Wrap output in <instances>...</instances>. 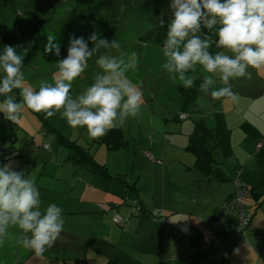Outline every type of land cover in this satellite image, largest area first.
Returning a JSON list of instances; mask_svg holds the SVG:
<instances>
[{
  "label": "rangeland",
  "instance_id": "rangeland-1",
  "mask_svg": "<svg viewBox=\"0 0 264 264\" xmlns=\"http://www.w3.org/2000/svg\"><path fill=\"white\" fill-rule=\"evenodd\" d=\"M81 1L0 0V54L4 52L5 46H13L16 53L24 61L21 70L24 75L25 86H31L38 91L41 82L54 84V75L58 72L57 62L67 57V49L72 36L84 37L89 50L92 49L93 43L88 38L94 32L99 35L100 39H106L109 43L112 40H117L121 45L119 50L101 49L95 53L88 60V67L85 71L73 81L70 95L76 98L87 87L91 86L94 82V76L101 72L95 63L100 55L116 57L124 55L126 57L132 52H136L139 66L134 71L130 70L127 75L142 92V104L138 115L134 118H128L122 125L125 132L129 130L134 138L128 142L129 146L127 148L123 147L117 150L116 158L106 150L105 145L100 148L99 146L93 148L92 151L100 160L99 162L107 164L108 171L113 178L116 174L121 179H133L136 177L138 169L136 167L137 162L134 165V153L136 152H134L132 146L146 144L147 146L144 149L151 153L154 160L165 162L161 164L153 163V167L148 169V179L156 177L161 188L169 192L171 188L185 185L190 177H194L199 182L191 185L189 191L181 190V193L184 196L191 197L193 202L203 200L208 205L212 196L205 193L207 187L204 184L203 177L198 176L194 171L182 176L181 167L179 169L175 168L174 166L177 164L174 161L168 160L166 162L164 157L158 155L162 154L167 158H171L173 152L177 150L175 146L184 144L185 141L188 142V134L192 132L196 124L199 122L200 126H203L204 123V128L211 130L218 140V147L213 154L215 161L212 162L211 175L214 176V173H218L222 176L223 173L225 176H231L230 182L233 184V191L229 195L231 196L230 199L221 207L230 202L240 183L243 185V190L247 192L243 198L245 210L251 214L243 234H240L237 229L239 225L238 215L234 211L225 214L222 217L223 222L231 224L233 229L230 233L224 234L223 231L228 229L223 227L217 228L216 233L214 232L213 226L210 225L211 221L210 223L207 221L208 216L204 210L205 206L201 202L194 206L195 211H193L192 217L182 216L179 218L176 216V220L166 218L163 214L165 212L162 211L163 213H161V209H158L157 212L154 211L160 216L158 219H167L172 224L170 229L166 230L167 237L161 240L162 247L158 249L153 247L149 251L134 250V255L130 258L132 261L125 264H264V232L260 234L262 231L260 228L264 223V182H261L256 175L257 156L253 152L257 138H253L251 145L243 146L241 143L242 136L236 129L252 128V126L250 124L242 126L245 121L235 115L227 120L224 119L223 114H215V111L218 112L219 110V104L214 103L213 99L210 98L212 89L209 87L208 92L205 93L200 91V85L203 83L205 76L208 75H212L215 81L212 85L213 89L218 81L213 74L207 73L202 66L198 65L195 71H189L186 74L195 79V86L199 90L197 93L198 99L181 97L183 95L178 87L180 82L173 80L162 69V64L166 59L162 48L166 39L168 24L172 19L171 0H113L112 5L107 4V8L90 5L85 13L78 11L84 7L86 2L84 0L77 7V2ZM132 4H134L133 7ZM131 7L132 9H130ZM106 11L111 13V17L115 15L114 21H106ZM161 20L164 23H161ZM215 30L214 28L212 32H209L202 25L197 35L202 39L208 36L211 40L217 37L214 35ZM49 34L56 36L54 43H59V57L54 53H45L44 51ZM210 48L209 51L211 52ZM2 76L3 72L0 71V77ZM10 95L13 96L14 100L22 103L20 89H14ZM241 98L237 97L235 101L226 100V111H231L235 107L238 108V103L242 101ZM4 99L5 97L0 95V108L3 107L2 102ZM181 101H184V103L180 104ZM186 105L193 107L195 111L193 115L187 113ZM22 112L28 113L33 118L32 125L27 132L24 133L16 128V123L18 125L19 120L12 124L15 127L13 133L5 134V129L0 124L1 166L15 165L18 162L23 165H32L31 174L25 177H30V179L38 178L36 175L42 168L44 170L49 168L56 173V181L64 186V190L69 189L75 195L70 177L81 175V171L84 169L73 173V169L65 166V163L68 162L65 160L68 150L65 146L57 143V137L54 139V143L63 152V155L59 158L60 162H55L54 157L47 160L43 158L42 151L44 149L51 150V137H54V135L48 137V132L44 131L45 124L42 122L43 127L39 125L35 112L27 107L22 109L21 114ZM179 114H183L186 117L185 120L192 123L190 129L181 127L185 120L179 121L177 118ZM0 119L4 122L8 120L2 111H0ZM20 120L22 123L25 122L24 117H21ZM49 122L53 127L62 130L63 135L72 134V139L79 138L81 141L83 140L82 134L85 131L87 132L84 127L73 128L69 126L59 113L49 118ZM224 129L231 132V137L236 136L238 138L236 145L233 144L235 139L226 135L223 132ZM124 137L131 138L125 134ZM150 139L154 143L152 149L149 148L148 141ZM207 142L212 143L211 136L207 137ZM20 146L21 150L18 152ZM55 154L59 155L60 152L55 149ZM237 158L241 159L240 165H238ZM40 161L47 162L39 163ZM234 162L237 166L233 169ZM68 163L70 164V162ZM33 167H35V170H33ZM67 169L68 173L66 172ZM25 170H29V168L25 166ZM86 170L90 171L89 169ZM46 175L45 173L42 177H46ZM142 177L145 178V172L142 173ZM243 178L247 179L243 181ZM36 182L37 180H35ZM222 183H226V180H223ZM38 189L40 194H44L41 188ZM167 197L168 199H160L159 202L165 208H168L172 203L169 200L171 196L168 195ZM213 198L216 199V197ZM126 201L128 204L132 203L129 199ZM46 207V205L41 204L42 209ZM257 221L259 222L258 229L251 227V224ZM205 223L209 224L206 226ZM200 225L204 228L202 234L198 233ZM12 228L13 232L17 231L15 234L11 232ZM8 231L9 235L3 243L2 251L7 250L6 243L10 242L7 252L11 256L17 257L25 254L22 245L17 242L22 231L17 227H10ZM210 240H212L211 247L203 248L200 245L201 242L209 243ZM123 241L126 246L133 245L137 242V236L133 233L125 234ZM116 248H121V246L114 244L112 247H107L104 255L99 245L97 258L99 263L114 264L117 253L114 249ZM12 250L15 251V254ZM56 263L64 264L62 260H57Z\"/></svg>",
  "mask_w": 264,
  "mask_h": 264
},
{
  "label": "clouds",
  "instance_id": "clouds-1",
  "mask_svg": "<svg viewBox=\"0 0 264 264\" xmlns=\"http://www.w3.org/2000/svg\"><path fill=\"white\" fill-rule=\"evenodd\" d=\"M170 7L172 19L163 43L166 59L162 69L185 89L194 85L186 74L195 71L198 65L207 73L218 72L225 86L214 88L212 99L235 101L237 97L230 80L251 79L249 68L264 67V0H171ZM202 25L209 32L216 29L215 47L224 51L215 54L209 51L210 38L202 39L197 35ZM88 40L93 43L91 50L84 37L70 38L67 57L57 62L54 84L41 82L38 91L25 86L21 70L23 58L13 46H5L0 54V71L3 72L0 95L5 97L0 111L5 118L18 122L24 107L44 114L45 119L59 113L69 126L84 127L91 139H98L118 125L122 126L128 118L136 117L142 104V92L127 75L139 66L136 52L126 57L100 55L95 63L101 72L94 76V82L76 98L70 95L73 81L85 71L95 53L121 47L117 40L109 43L95 32ZM54 41L56 36L49 34L44 51L59 57L60 46ZM214 83L212 75L205 76L200 91L208 92ZM14 89H20L22 103L10 95ZM61 213L62 209L55 203L41 211L40 192L34 180L7 166L0 168V245L8 237L9 228L17 227L22 231L17 242L33 250L36 256H42L63 230Z\"/></svg>",
  "mask_w": 264,
  "mask_h": 264
},
{
  "label": "crops",
  "instance_id": "crops-1",
  "mask_svg": "<svg viewBox=\"0 0 264 264\" xmlns=\"http://www.w3.org/2000/svg\"><path fill=\"white\" fill-rule=\"evenodd\" d=\"M217 39L218 36L211 39L212 47L210 49L213 54L218 51H224L223 49L215 47ZM248 71L251 73V79L238 78L232 79L229 82L232 90L236 93V97H242V101L238 103V108L235 107L231 111H226L225 102L226 100H229L228 98L213 101L214 103L219 104L218 112L215 111L216 115L223 114L224 119L227 120L232 115H235L245 121L242 126L247 124L252 126V128H238L236 130L242 136L241 143L245 147L251 145L253 138H257L253 150V152H255L257 144L259 141H262V138L264 137V67H261L260 69L249 68ZM213 75L218 81L214 87H224V83L218 80L220 79V74L217 72ZM193 81H195V79H193ZM178 87L183 95L179 96L184 97L185 99L190 97L198 99L197 93L199 90L198 87L195 86V83L193 87L189 89H185L181 84H178ZM210 88L213 90L212 86H210ZM210 98L212 97L210 96ZM183 103L184 101L180 102V104ZM186 111L189 115L195 113L191 105H186ZM36 115L38 118L36 120L39 125L42 126V122L45 124L46 128H44V131L48 132V137L54 135V137H51V150L44 149L42 151L43 158L47 160L54 157L55 162H60L59 158L63 155V152L58 145L54 143V139L57 137V143L65 146L68 150L65 160L70 162L71 165L66 162L65 166L73 169V173L80 169L84 170L81 171V175L70 177V183L75 191V195L72 194L69 189L64 190V186L56 181V173L52 172L49 168L47 170L42 168L39 173L37 172L38 174L36 176H38V178H31L34 181L37 180L35 183L37 188H41L44 191V194H40L41 204L48 206L55 203L62 209L61 215L64 220L63 230L57 237L54 245L51 248H46L43 255L39 257L36 256L33 250L26 249L23 246L22 249L25 254L13 257L7 252L10 247V242L6 243L7 250L4 251H2L3 244L0 245V264H57V260H62L64 264H100L97 260L99 245L105 255L106 248L110 246L112 247L114 244H119L121 246V248L114 249L117 252L114 264L130 263L132 261L130 258L133 257L134 250L149 251V249H152L153 247L158 249L162 247L161 240L167 237L166 230H169L172 224L167 219L159 220L158 217L160 216L154 211L157 212L158 209H161V213L165 212L163 214L166 218L174 220H176V216L179 218L182 216L192 217V213L195 211L194 206L201 202L205 206L204 210L208 216L207 221L210 223V221L212 222L217 217L221 205L225 204L231 197L229 196L233 191V184L230 182L231 176H225L223 173L221 174L222 176H220L218 173L214 172V176H212L211 172L209 174H203V172L199 173L196 170L195 156L189 148V135L194 132H197L194 134L195 136L199 135V122L196 124L192 132L188 134V142L185 141L184 144L175 146L177 150L173 152L171 158H167L162 154L158 155L164 157L166 162L168 160L174 161L177 164L174 166L175 168L179 169V167H181L182 176L194 171L198 176L203 177L204 184L207 187L205 193L212 196L208 205H206L203 200H196L193 202L191 197L182 195L181 190L189 191L191 185L199 182V180L194 177H190L185 185L171 188L169 192L165 191L164 188H161L156 177L148 179V169L153 167L152 164H161L165 162H162V160H152L147 158L144 154V151H148L144 149V147L147 146L146 144L132 146L134 152H136L134 153V165L137 162L136 167L138 172L135 178L129 180L124 178L121 179L116 174L115 178H113V176L104 177L98 174L102 177L101 178L94 172L86 170L88 168L85 165L80 164V162L74 157L77 156L80 159V155L78 153L73 155L70 151L71 149L65 143V140L75 142L76 145H79L85 151H88L97 163L104 165L108 171L107 164L99 162L100 160L97 159L92 149L97 146L100 148L105 145L106 150L109 153L111 152L112 156L116 158L117 150L123 147L127 148L129 146L128 142L134 138L131 136L129 130L128 132H125L122 126L118 125V127L110 130V132L119 130V140L121 141L120 146L117 148H111L106 143L100 142V138H98L99 140L91 139L86 131L83 134L81 133L83 136V140L81 141L79 138L72 139V134L65 136L62 134V130L60 131L51 125L49 119L41 117L38 113H36ZM179 115L177 116L179 121L185 120L186 117L184 115L183 118H180ZM21 117H24L25 122H21ZM21 117L19 118L18 125L16 123V128L25 133L30 129L33 118L30 117L28 113L26 114L23 112ZM46 123H48L49 126ZM0 124L4 127L5 134L13 133V131L15 132V127L12 126V121L7 120V122H4V120L0 119ZM181 127L190 129L192 123L185 120L181 124ZM223 132L231 137V132H228L227 129H224ZM124 134L131 138H125ZM31 138L33 139V137ZM231 138L235 139L233 144L236 145L238 138L236 136ZM148 142L149 148L152 149L154 143H152L151 139ZM262 145H264V140L262 141ZM55 149L60 152L59 155L55 154ZM141 149H143L142 152ZM20 150L21 146L18 148V152ZM237 159L239 162L238 165H240L241 159ZM159 161L161 162L159 163ZM46 162L47 161H40L39 163ZM25 166H27L29 170H25ZM232 166L234 169L237 165L234 162ZM7 167L10 168V170L21 172L24 177L29 176L32 172L30 171L32 165H23L21 162H18L15 165H8ZM0 168H2L1 164ZM210 169L212 171V163ZM33 170H35V167H33ZM262 171L263 164L257 159L256 175L260 178L261 182H264V177L260 175ZM66 172L68 173V169ZM143 172H145V178L142 177ZM45 173L47 174L46 177H42ZM246 179L247 178H243L242 180L244 181ZM121 180H125L126 182L122 183ZM223 180H226V183H222ZM168 195L171 196V199L169 200L172 203L168 208H165L163 204H160L159 202L161 201L160 199H168ZM213 197H216V199ZM128 199L131 200L132 203L128 204L126 201ZM45 209L41 208V211L43 212ZM115 215L121 217V225L112 220ZM209 223H205V225L207 226ZM258 223L259 222L257 221L254 224H251V227L253 226L255 229H258ZM199 227L198 233L202 234L204 228L202 225ZM229 229H233V227H230ZM206 230L208 231V229ZM260 230H262L260 234L264 232V223H262ZM11 232L15 234L17 231L13 232L12 228ZM131 233L136 234L137 242L133 245L126 246L123 241L124 235ZM12 251L15 254V251Z\"/></svg>",
  "mask_w": 264,
  "mask_h": 264
},
{
  "label": "trees",
  "instance_id": "trees-1",
  "mask_svg": "<svg viewBox=\"0 0 264 264\" xmlns=\"http://www.w3.org/2000/svg\"><path fill=\"white\" fill-rule=\"evenodd\" d=\"M83 1L84 0H82L81 2H77V4H76L77 7L80 3L82 4ZM112 3H113V0H89V1L86 0L84 7L80 8L78 11H83L85 13L90 5H93V6L99 7V8H102V7L107 8V4L112 5ZM133 5L134 4H132V7H133ZM132 7L130 9H132ZM105 19H106V21H111V20L114 21L115 15L111 17V13L106 11ZM38 114L41 117H44V114H42V113H38ZM46 124L49 126L48 123H46ZM198 127H199V132H198L199 135L198 136L194 135L197 132H194L193 134L191 133L189 135V140H190L189 148L195 156V167H196L197 172H199V173L203 172V174H209L211 172V169H210L211 163L215 161L213 158V151L218 147V140L211 130L204 128V125L200 126V124H199ZM201 128H202V130H201ZM201 132H202V135H201ZM208 136L212 137V143H210V144H208V142H207ZM100 139H101L100 142L106 143L111 148H117L118 146H120V143H121V141L119 140L120 139L119 130H117V131L115 130V131H111V132L109 131V132H107V134L105 136L101 137ZM65 143L69 146V148L71 149L70 151L73 155L76 153H78L80 155V159L77 156H74L77 159V161L80 162V164L85 165L90 171L94 172L97 175L99 174V175L104 176V177H111L112 176L107 171V169L105 168L104 165L97 163L94 160L93 156L88 151H85L83 148H81V146L76 145L75 142H73V141L65 140ZM259 143H260V145L256 147L255 153H256L257 159L259 161H261V163L263 164V171L260 175L264 177V145H262V141H259ZM121 182L124 183L126 181L121 180ZM239 187L243 188V185L240 184ZM245 193L247 194V192H245ZM210 225H213V224L211 223ZM230 227H231V224H228L227 228L223 227L224 229H228V230L223 231V233L228 234L229 232H231L232 229H229ZM217 228H220V226L216 227V231H217ZM239 238H240V236H239ZM211 243H212V240H210L209 246L207 248L211 247V245H212Z\"/></svg>",
  "mask_w": 264,
  "mask_h": 264
},
{
  "label": "built area",
  "instance_id": "built-area-1",
  "mask_svg": "<svg viewBox=\"0 0 264 264\" xmlns=\"http://www.w3.org/2000/svg\"><path fill=\"white\" fill-rule=\"evenodd\" d=\"M180 118H183V115H179ZM260 143L257 145L259 146ZM144 154L147 158L152 159V155L149 151H144ZM240 183L237 186V190L234 192V194L232 195V198L230 200V202L224 206H222L219 210V213L217 215V217L211 222L214 228V232H216V227L220 226V227H224L227 228L228 224L224 223L222 221V217L231 212L234 211L239 218V225L237 226L238 232L240 234L244 233V230L248 224V220L251 217V214L249 212H246L245 207H244V203H243V198L246 196L245 191L243 190V188L239 187ZM112 220L118 224H122V220L121 217L119 215H115ZM241 238V236H240ZM210 243V242H209ZM209 243H205V242H201L200 245L203 248H207L209 246Z\"/></svg>",
  "mask_w": 264,
  "mask_h": 264
}]
</instances>
